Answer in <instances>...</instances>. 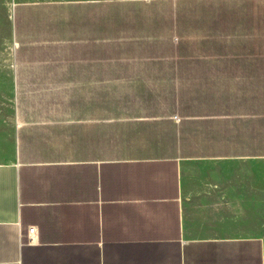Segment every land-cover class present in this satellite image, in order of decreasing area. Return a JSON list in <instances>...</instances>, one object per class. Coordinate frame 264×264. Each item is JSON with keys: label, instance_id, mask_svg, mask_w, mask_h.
Segmentation results:
<instances>
[{"label": "crops", "instance_id": "1", "mask_svg": "<svg viewBox=\"0 0 264 264\" xmlns=\"http://www.w3.org/2000/svg\"><path fill=\"white\" fill-rule=\"evenodd\" d=\"M10 13L0 264H264L262 236L218 234L213 168L264 160V0Z\"/></svg>", "mask_w": 264, "mask_h": 264}, {"label": "rangeland", "instance_id": "2", "mask_svg": "<svg viewBox=\"0 0 264 264\" xmlns=\"http://www.w3.org/2000/svg\"><path fill=\"white\" fill-rule=\"evenodd\" d=\"M11 0H0V159L9 148ZM218 234L264 239V160L213 159Z\"/></svg>", "mask_w": 264, "mask_h": 264}, {"label": "built area", "instance_id": "3", "mask_svg": "<svg viewBox=\"0 0 264 264\" xmlns=\"http://www.w3.org/2000/svg\"><path fill=\"white\" fill-rule=\"evenodd\" d=\"M172 118H173L174 120H177V119H178V117H177L176 114H174V115L172 116ZM34 230H35V227H34L33 225H29V226H27V229H26L27 234H31V233H33Z\"/></svg>", "mask_w": 264, "mask_h": 264}]
</instances>
